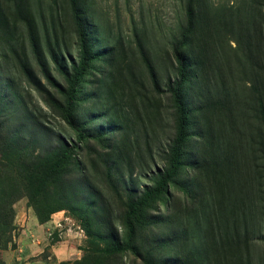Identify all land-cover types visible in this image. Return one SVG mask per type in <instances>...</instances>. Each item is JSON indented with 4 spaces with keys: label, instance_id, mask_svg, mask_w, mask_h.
Masks as SVG:
<instances>
[{
    "label": "rangeland",
    "instance_id": "1",
    "mask_svg": "<svg viewBox=\"0 0 264 264\" xmlns=\"http://www.w3.org/2000/svg\"><path fill=\"white\" fill-rule=\"evenodd\" d=\"M80 4L95 57L70 121V0H0V264L32 217L69 218L51 242L84 230L61 264H264V0ZM188 5L183 165L143 203L170 166Z\"/></svg>",
    "mask_w": 264,
    "mask_h": 264
},
{
    "label": "trees",
    "instance_id": "2",
    "mask_svg": "<svg viewBox=\"0 0 264 264\" xmlns=\"http://www.w3.org/2000/svg\"><path fill=\"white\" fill-rule=\"evenodd\" d=\"M71 8L74 13L75 23L77 26V31L79 34L80 40V61L79 64L74 65V74L69 78L70 88L67 93V108H66V117L68 120L73 121V110L75 101L77 100V94L79 91V84L82 81V78L85 76L86 71L89 68L90 63L95 57L92 54L88 32L86 28V23L83 17V8L81 7L80 0H70ZM185 15L187 17V27L182 33V38L176 41L173 44V53L175 61L178 65V80L171 86L170 90L173 95L175 107L178 114V124H177V133L171 147V156H170V166L169 168L161 175L157 187L154 192L149 193L144 200L145 203L149 197L153 194L161 193L167 184L171 182L179 173L182 165V154L183 147L188 138V126H189V113L186 106L183 94V86L188 80V66L186 58L183 54V47L187 43L188 35L191 33L194 26V12L191 6H187ZM59 163L56 162V165H53L51 169H55ZM36 203V202H34ZM37 205V204H36ZM43 204L40 202V205L36 206L37 213L41 222H46L50 220L51 214L53 215L57 209L55 208H44ZM135 209V208H134ZM120 244H114L110 247L102 249V252L107 254H115L122 250Z\"/></svg>",
    "mask_w": 264,
    "mask_h": 264
},
{
    "label": "crops",
    "instance_id": "3",
    "mask_svg": "<svg viewBox=\"0 0 264 264\" xmlns=\"http://www.w3.org/2000/svg\"><path fill=\"white\" fill-rule=\"evenodd\" d=\"M52 222L43 224L36 217L30 218L19 237V248L6 251L1 264H61L69 260L78 250L76 238L70 235L51 242L47 230Z\"/></svg>",
    "mask_w": 264,
    "mask_h": 264
},
{
    "label": "built area",
    "instance_id": "4",
    "mask_svg": "<svg viewBox=\"0 0 264 264\" xmlns=\"http://www.w3.org/2000/svg\"><path fill=\"white\" fill-rule=\"evenodd\" d=\"M68 220H69V218H67V217H64L62 219H53L52 226L49 227V229L47 231V235L49 236V238H53L54 235L57 234V233L59 234V237H61L62 236V231L67 226ZM83 232H84V230L79 227V231L77 232L76 235H74L73 231H72V227H68L66 229V231H65V234H66L65 236L68 237L70 235H73L74 237H77V236L81 237Z\"/></svg>",
    "mask_w": 264,
    "mask_h": 264
}]
</instances>
